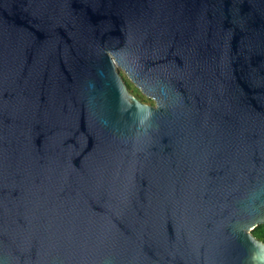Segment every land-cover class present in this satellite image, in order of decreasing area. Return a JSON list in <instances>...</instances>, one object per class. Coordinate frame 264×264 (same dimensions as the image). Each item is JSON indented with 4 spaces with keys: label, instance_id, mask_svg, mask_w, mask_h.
I'll return each instance as SVG.
<instances>
[{
    "label": "water",
    "instance_id": "95a60500",
    "mask_svg": "<svg viewBox=\"0 0 264 264\" xmlns=\"http://www.w3.org/2000/svg\"><path fill=\"white\" fill-rule=\"evenodd\" d=\"M263 224L264 0H0V264H264Z\"/></svg>",
    "mask_w": 264,
    "mask_h": 264
},
{
    "label": "trees",
    "instance_id": "16d2710c",
    "mask_svg": "<svg viewBox=\"0 0 264 264\" xmlns=\"http://www.w3.org/2000/svg\"><path fill=\"white\" fill-rule=\"evenodd\" d=\"M129 92L134 95L137 99H139L141 102L154 105V102L148 98H146L140 91L135 87V85L126 77V75L121 72L120 73ZM252 235L258 239L259 241L264 243V224L257 226L254 230H252Z\"/></svg>",
    "mask_w": 264,
    "mask_h": 264
}]
</instances>
